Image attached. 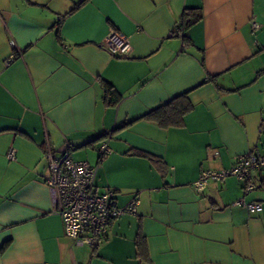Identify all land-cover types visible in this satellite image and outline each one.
I'll list each match as a JSON object with an SVG mask.
<instances>
[{"label":"crops","instance_id":"obj_1","mask_svg":"<svg viewBox=\"0 0 264 264\" xmlns=\"http://www.w3.org/2000/svg\"><path fill=\"white\" fill-rule=\"evenodd\" d=\"M78 1L0 0V264H264V186L245 192L229 176L192 188L203 170L264 154V0H89L68 14ZM185 9L202 12L187 44L172 35ZM110 30L129 37L126 57L102 47ZM181 95L180 127L143 118ZM47 149L97 166L94 188L118 207L137 202L99 245L64 235Z\"/></svg>","mask_w":264,"mask_h":264},{"label":"built area","instance_id":"obj_2","mask_svg":"<svg viewBox=\"0 0 264 264\" xmlns=\"http://www.w3.org/2000/svg\"><path fill=\"white\" fill-rule=\"evenodd\" d=\"M252 29H259L253 21ZM102 47L112 57H126L130 51L129 37L110 30L102 42ZM9 60L5 62L7 65ZM100 158L111 152L107 142L97 148ZM48 175L44 184L49 190L53 210L62 219L63 232L76 245H99L106 237L110 222L124 213H134L136 201L121 208L116 205L111 190L98 192L94 188L97 166L84 161H75L66 150L55 155L47 149ZM7 158L14 160L15 151L10 149ZM257 174L255 177L254 175ZM233 176L242 183L245 192L255 189L264 179V154L247 152L233 157L231 167L221 170H203L192 188L202 193L208 180L223 181ZM234 206L244 208L248 213L262 210L258 202L245 203L239 199Z\"/></svg>","mask_w":264,"mask_h":264},{"label":"trees","instance_id":"obj_3","mask_svg":"<svg viewBox=\"0 0 264 264\" xmlns=\"http://www.w3.org/2000/svg\"><path fill=\"white\" fill-rule=\"evenodd\" d=\"M89 0H79L74 4V7L68 11V14L72 13L75 9L82 6ZM202 18V12L200 9H185L176 26L172 35H178L182 38L183 44H187L188 38L186 36L187 30L200 21ZM59 23V22H58ZM100 84L103 90V100L108 106L117 105L122 97L121 94L113 87V85L105 80H100ZM191 105L186 99L185 95H181L166 104H163L156 109H153L146 113L143 118L152 122H155L161 128L168 127H180L183 124L184 115L190 110ZM133 154L147 157L160 171H164V162L160 158L152 157L139 151H133ZM261 186H264V179H261Z\"/></svg>","mask_w":264,"mask_h":264}]
</instances>
